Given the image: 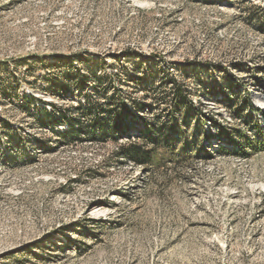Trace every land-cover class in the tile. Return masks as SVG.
I'll return each mask as SVG.
<instances>
[{
  "label": "rangeland",
  "instance_id": "obj_1",
  "mask_svg": "<svg viewBox=\"0 0 264 264\" xmlns=\"http://www.w3.org/2000/svg\"><path fill=\"white\" fill-rule=\"evenodd\" d=\"M263 9L0 0V264H264V151L229 154L223 139L264 133ZM69 67L89 82H66ZM171 79L192 105L173 101ZM53 104H84L69 115L86 132L64 140L39 124ZM95 116L120 126L92 139ZM168 117L189 158L154 170L116 156Z\"/></svg>",
  "mask_w": 264,
  "mask_h": 264
},
{
  "label": "trees",
  "instance_id": "obj_2",
  "mask_svg": "<svg viewBox=\"0 0 264 264\" xmlns=\"http://www.w3.org/2000/svg\"><path fill=\"white\" fill-rule=\"evenodd\" d=\"M262 12L264 14V9L262 10ZM261 26L264 32V23ZM69 69H71V67H69ZM71 70V75L67 76L66 82H75L79 85L89 82L87 77L84 73L81 72V70ZM95 82L96 84L101 83V81L99 80H95ZM169 85V92H171L170 96L174 97L173 101L177 102L180 106L193 104L192 101H190V98L188 97L189 93L187 92V89L184 85L178 84L177 81H175L174 79H171ZM57 87L59 89L61 88L59 87V84H57ZM146 87H143V89L146 90ZM59 89L52 95L59 98ZM27 99V105L28 108H30V106L33 102L36 101V99H34V97H27ZM84 104L77 106L75 109L59 107L56 104L50 105V111L43 109L45 118L39 121V124L49 125L53 129H56L58 134L64 140H76L80 137L81 134H83V132H86V129H84V127L81 126L80 123L76 124V122L71 119L69 113L72 111H81L83 107H85ZM248 104H250L249 101H247L246 105ZM86 105L90 106V114H93V112H97L98 116H100L105 112V107L97 104L92 105L90 104V101ZM250 106L251 107L249 108H253L252 105ZM123 108H126L125 110L128 111V107H126V105ZM135 108L137 110H141L143 106L142 104H138L135 105ZM240 110L242 113L243 109ZM237 112L236 116L238 117L239 113ZM98 116H95L94 123L91 126L92 137L90 138H95L97 136V133L106 134L109 130H118L120 123H108L103 120H99ZM194 116L195 117H190L189 119L195 121L197 120V117L200 116V114L196 113ZM60 127H65V130L58 131ZM224 132L225 129L219 130L220 134ZM225 137L223 139H226L227 142L233 145V149H226V152L229 154H234L236 156L241 157H248L250 155V152L256 149L264 151V133L262 131L259 132V138H250L242 134L236 136L235 139H232L228 136ZM142 138L145 141L144 143H146L145 145L132 143L130 145L121 147L118 150L116 156H121L123 159H128L134 164L140 165L145 168L159 170L164 167L169 161H173L180 158L184 159L186 157L189 158L192 154L190 153L191 147L189 145L190 137L188 135V131H183L182 127H179V124L175 121L173 117H168L167 121L163 124L158 121L156 124L148 126L143 131ZM192 149L193 151H196L195 155L200 160H208L211 158V156L207 154L204 149H200L199 145H196Z\"/></svg>",
  "mask_w": 264,
  "mask_h": 264
}]
</instances>
